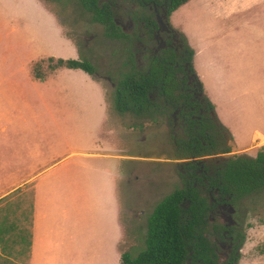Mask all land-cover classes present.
Returning <instances> with one entry per match:
<instances>
[{
  "label": "rangeland",
  "instance_id": "rangeland-1",
  "mask_svg": "<svg viewBox=\"0 0 264 264\" xmlns=\"http://www.w3.org/2000/svg\"><path fill=\"white\" fill-rule=\"evenodd\" d=\"M171 23L198 51L194 73L223 127L217 153L201 159L217 163L235 154L252 157L264 148V0H190ZM115 36L92 22L78 0H0V85L17 84L18 100L25 88L26 99L36 102L41 92L33 84L47 77L48 103H32L26 114L33 118L18 121L20 128L31 127L34 134L23 141L28 145L22 148H28L34 161L42 164L65 155L58 168L72 165L65 170L74 169L82 194L101 198V203L83 198L80 204L83 234L98 225L97 246H102L96 251L93 239L87 238L93 250L81 249L80 264H120L119 255L124 252L136 257L144 249L148 216L179 185L180 165L187 162L177 159L165 118L116 111L113 85L133 71L135 59L128 40ZM43 56L84 60L95 72L91 76L81 70L50 72ZM40 60H44L42 80L31 72ZM9 97L0 107L6 116L11 112L10 104L6 105ZM2 127L5 132L10 129L0 121V136ZM80 152L99 156L79 157ZM102 166L113 171L112 189L103 180L110 182V176L96 172ZM10 175L0 172V197L13 191L0 202V226L12 227L3 235L6 240L0 241V264H26V246L16 242V232L29 228L31 188H14L7 182ZM234 208L242 237L236 264H264V254L257 251L264 246V190L245 197Z\"/></svg>",
  "mask_w": 264,
  "mask_h": 264
},
{
  "label": "trees",
  "instance_id": "trees-1",
  "mask_svg": "<svg viewBox=\"0 0 264 264\" xmlns=\"http://www.w3.org/2000/svg\"><path fill=\"white\" fill-rule=\"evenodd\" d=\"M159 1L131 0L139 7ZM187 1L166 0L167 14ZM78 3L86 13L90 14L92 22L105 25L108 30L110 29L113 13L109 5L99 4V0H78ZM108 35L113 36L114 33L108 32ZM183 40L188 58L192 60L193 51L185 39ZM44 60L47 62L46 68L49 71L58 68L77 69L89 76L95 72V68L84 60L55 59L53 57H47ZM44 60L34 63L31 67V72L36 79L42 80L44 77L40 73L41 63ZM172 76L168 64L158 61L151 65L149 71L133 69L114 83L113 104L116 111L118 113L132 112L135 115H150L151 98L154 93L158 92L154 90V87H158L159 84L171 85L166 90L162 89L165 99L179 98L173 93L177 83ZM208 104L212 108L209 101ZM202 141L205 142V147L194 138L180 139L177 142L175 154L177 159H187V162L181 164L182 172L178 171L179 185L166 194L148 216L145 225L144 249L134 258H130L125 252L121 253L120 264H217L211 245L204 236L210 227L207 194L210 192L212 195L215 191L214 198H228L227 204L235 207L245 197L263 191L264 148L260 147L252 157L235 154L219 159L217 163H206L203 160L194 161L195 158L200 159L202 156H209L218 151L210 144V139ZM3 198L0 199V202ZM29 212L31 215V206ZM30 220L29 216V227ZM7 229L10 230L12 227L1 224L0 241L6 240L3 239V235ZM29 232V228L19 229L16 232V242L24 243L26 252H28L30 241ZM241 239L239 234V240L241 241ZM257 251L264 254V246L257 248ZM232 264H236V262Z\"/></svg>",
  "mask_w": 264,
  "mask_h": 264
},
{
  "label": "flooded vegetation",
  "instance_id": "flooded-vegetation-1",
  "mask_svg": "<svg viewBox=\"0 0 264 264\" xmlns=\"http://www.w3.org/2000/svg\"><path fill=\"white\" fill-rule=\"evenodd\" d=\"M113 1V3H111ZM99 4H107L112 10V26L108 32H113L118 39L128 40L132 46V57L135 59L133 69L149 71L151 65L158 61L168 64L172 77L177 85L173 93L179 98L167 100L163 90L170 84H159L154 87L150 115L162 116L164 123L169 125L172 142L177 147L180 139L194 138L205 147L204 139H210V144L217 148L223 128L219 125L202 92L201 84L192 68V60L188 58L183 36L174 30L168 21V4L166 0L139 7L131 0H99ZM114 86V85H113ZM175 87V85H174ZM209 143V142H208ZM202 156L193 159L202 160ZM206 163L212 160H203ZM181 166V165H180ZM181 168L179 171H181ZM182 172V171H181ZM216 192L208 195V222L210 227L204 234L209 241L217 264H232L238 256L239 215L236 209L227 204L228 198H214ZM222 200V201H221Z\"/></svg>",
  "mask_w": 264,
  "mask_h": 264
},
{
  "label": "crops",
  "instance_id": "crops-1",
  "mask_svg": "<svg viewBox=\"0 0 264 264\" xmlns=\"http://www.w3.org/2000/svg\"><path fill=\"white\" fill-rule=\"evenodd\" d=\"M186 3L180 5L170 13L168 17L169 24H171L170 26H172L171 19L173 15L181 10ZM180 34L191 48L185 35L182 33ZM191 49L193 51L192 68L193 66L195 68V58L197 57L198 51H195V48ZM194 68L193 71L195 72ZM28 72L29 75L28 73H26V75H28L29 79L30 77L32 78V80L30 79L31 82L34 81L35 79L30 74V69ZM46 78L45 80L37 81L38 84H33L36 85V88L41 92V98L36 102L26 99L27 90L25 88L21 90V100H18L17 94L19 92L17 90V84L0 85V107H2V100L9 96L10 100L6 102V105L9 103L11 106L9 116H6L4 113L6 110L1 111L0 109V121L7 122L10 126L9 132H5L4 127L1 128L3 134L0 136V172H10V174H12L8 176L7 182L14 188H24L25 186H30L31 188L32 215L29 227L30 241L26 264H80L79 253L82 251L81 249H88V246L92 247L89 242H86V240H88L87 238L93 239L96 251L102 250V246H97L101 239V228L98 225L91 228L89 231L87 230L84 234L82 232L83 217L80 212V204L83 198L95 203H101V198L95 193H91V196L82 194L81 180L75 178L76 174L74 169L70 171L65 170L71 168L72 165L58 168L65 158V155L57 161L42 164L34 161L33 154L28 148H22L28 145V142L23 141L31 139L34 134L31 131V127L26 131L25 128H20L18 126V121L22 119L23 121L29 122V119L33 118L26 114L32 103H36L37 105L48 103V97L44 94ZM4 92H8V94ZM208 101L210 102L209 99ZM256 133L260 134L259 132ZM16 141H18V143H16ZM77 155L84 158L99 156L98 154L85 152H80ZM98 170L110 176V182L107 179L103 180L105 185L107 186L108 182L112 189L114 185L113 171H107L103 166L97 168L96 172H98ZM18 171L25 172V174L18 177L15 175ZM6 195L0 197V199L6 197ZM109 215H111V221L115 227V214L113 209H111ZM99 219L100 215L96 217L97 221H99ZM113 244L114 240L112 242V245ZM91 250H93V247Z\"/></svg>",
  "mask_w": 264,
  "mask_h": 264
}]
</instances>
